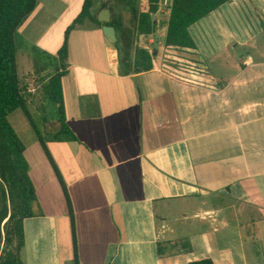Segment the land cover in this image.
Segmentation results:
<instances>
[{
  "label": "crops",
  "instance_id": "0c3cea01",
  "mask_svg": "<svg viewBox=\"0 0 264 264\" xmlns=\"http://www.w3.org/2000/svg\"><path fill=\"white\" fill-rule=\"evenodd\" d=\"M171 4L156 16L164 30ZM189 32L196 49L139 41L184 56L187 73L144 47L154 68L121 76L98 32L101 67L71 66L70 48L76 139L49 133L52 164L31 124L28 142L14 127L37 193L24 264H264V0H233Z\"/></svg>",
  "mask_w": 264,
  "mask_h": 264
},
{
  "label": "trees",
  "instance_id": "16d2710c",
  "mask_svg": "<svg viewBox=\"0 0 264 264\" xmlns=\"http://www.w3.org/2000/svg\"><path fill=\"white\" fill-rule=\"evenodd\" d=\"M39 0H0V264H24V221L34 215L33 205L37 201L35 185L30 177V167L25 158L26 147L20 139L9 117L22 110L35 130L42 148L53 164L45 138L34 124L28 110V95L21 84L17 70V32L21 24L37 8ZM233 0H172L166 29L160 27L157 14L161 0H109L114 14L111 23L117 30L119 75L130 76L151 71L156 54L139 46L140 38L162 36L165 45L178 49H196L189 29L200 20L210 16ZM95 0H85L79 18L68 29L65 42L58 56L57 67L45 87V92L57 104L60 113V130L56 141H71L76 137L67 125L63 93V79L68 74L71 33L79 28L89 15ZM122 7L132 13V24L127 26L117 12ZM50 67L38 68L46 72ZM55 168V167H54ZM56 170V169H55ZM57 173V170H56ZM187 254L192 253L189 242H180ZM160 255L163 256L162 250ZM190 264H214L211 259L193 261Z\"/></svg>",
  "mask_w": 264,
  "mask_h": 264
},
{
  "label": "rangeland",
  "instance_id": "374dc122",
  "mask_svg": "<svg viewBox=\"0 0 264 264\" xmlns=\"http://www.w3.org/2000/svg\"><path fill=\"white\" fill-rule=\"evenodd\" d=\"M84 1L39 0L35 11L26 18L17 32L18 75L29 98L27 110L44 138L60 129L58 123L61 118L56 102L45 92V87L55 73L57 64L54 59L64 45L66 32L81 15ZM117 12L127 26L132 24L133 17L130 11L119 7ZM94 32H98L99 36L104 35L103 30H75L70 40L71 66L101 67L103 65L102 55L94 41L97 35L93 34ZM140 43L139 46L142 48L149 47L158 51V65L176 66L186 73L194 67L184 56L166 52L160 47L159 42L150 44L142 40ZM45 66L50 67L46 72L38 70ZM77 72L78 70L75 69L73 75ZM9 121L25 142L33 139L32 127L22 110L13 113Z\"/></svg>",
  "mask_w": 264,
  "mask_h": 264
},
{
  "label": "water",
  "instance_id": "95a60500",
  "mask_svg": "<svg viewBox=\"0 0 264 264\" xmlns=\"http://www.w3.org/2000/svg\"><path fill=\"white\" fill-rule=\"evenodd\" d=\"M96 10L100 11L97 20L94 19ZM112 22L113 14L110 6L104 7L102 3H99L90 8L89 15L85 18L84 22L79 25V29L82 31L103 30L106 46L117 51L116 44L118 42V34L116 28L111 25Z\"/></svg>",
  "mask_w": 264,
  "mask_h": 264
},
{
  "label": "flooded vegetation",
  "instance_id": "af4514ba",
  "mask_svg": "<svg viewBox=\"0 0 264 264\" xmlns=\"http://www.w3.org/2000/svg\"><path fill=\"white\" fill-rule=\"evenodd\" d=\"M98 4H99V3H94L93 6L98 5ZM89 12H90V10H89ZM99 12H100V11H98V10L95 11V16H94V19H95V20L98 19V17H99ZM112 14H113V13H112ZM113 17H114V14H113Z\"/></svg>",
  "mask_w": 264,
  "mask_h": 264
}]
</instances>
